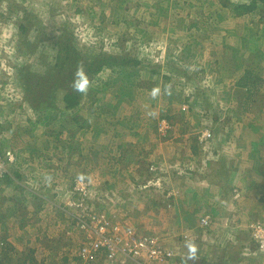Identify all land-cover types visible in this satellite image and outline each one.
Wrapping results in <instances>:
<instances>
[{"label":"rangeland","instance_id":"obj_1","mask_svg":"<svg viewBox=\"0 0 264 264\" xmlns=\"http://www.w3.org/2000/svg\"><path fill=\"white\" fill-rule=\"evenodd\" d=\"M247 3L0 0V153L12 151L17 158L3 183L7 188L0 191L2 264H87L74 260L82 237L76 235L70 218L82 213L83 192L93 205L101 200L107 203L93 209L118 217L122 224H116L124 229L155 237L160 247L173 253L163 263L141 264H175L182 256L181 247L198 264H264V254L250 242L246 229L240 234L246 226L242 222L231 221L228 233L223 232L226 222L223 228L215 224L218 232L211 229L198 239V222L206 215L197 213L204 201L192 204L177 190L182 184L179 175L192 178L187 172L190 163L211 170L221 158L213 149L228 146L235 150L249 138L258 139L264 128L263 118L255 112L241 114L245 90L237 85L250 67L263 80L258 92L264 89V58L253 56L246 42L251 25H239V15L232 13L242 11ZM22 25L28 26L27 33L22 32ZM60 30L74 35L71 43L83 63L118 55L139 64L106 66L90 80L92 98L72 110L49 108L64 93L59 83L53 84L59 79L54 76L56 68L63 65L57 60ZM27 40L35 43L36 54L27 48L20 52V44ZM154 70L172 77L167 87L182 91L181 102L170 104L165 99V80L153 75ZM29 71L31 77L43 73L49 77L40 81L43 93L39 98L24 89ZM75 71L80 79L81 72ZM256 110L264 115V108ZM77 118L86 123L70 122ZM211 131L215 137L209 140ZM196 135L203 146L199 153H192L191 140ZM106 181L112 188L96 197L93 189ZM263 207L257 222H264L260 220ZM214 214L216 222L224 217L218 208ZM236 232L241 237L236 245L224 242L231 241ZM221 235L224 241L220 243ZM189 244L192 248L187 250ZM65 257L68 262L63 261Z\"/></svg>","mask_w":264,"mask_h":264},{"label":"crops","instance_id":"obj_2","mask_svg":"<svg viewBox=\"0 0 264 264\" xmlns=\"http://www.w3.org/2000/svg\"><path fill=\"white\" fill-rule=\"evenodd\" d=\"M247 1L250 3L251 0ZM258 8L264 12V4L262 6L258 4ZM260 10L253 12L243 11V13L240 11L239 14H236L237 12L235 11L232 12L233 16L239 15V25H243L244 23H250L251 25L248 28V37H250L247 43H249L248 50L251 51L253 56L264 54V19L262 18ZM246 13L250 14L246 15ZM251 33L252 35H249ZM245 97L246 93L241 98L243 100L240 99L244 105L249 103L248 100L244 102ZM253 102L251 106V108H254L253 112L256 113L257 117H262L264 120L262 112L256 110L258 108H264V89L261 92L257 91ZM242 113L246 115L244 111ZM247 114L249 115V113ZM252 119L256 120L257 118L252 116ZM241 121L245 122L243 119ZM221 149H217L216 151L213 149V154L221 156V158L218 163L213 164L211 170L199 168L197 164L190 163V166L187 167V172H190L192 178L189 180L182 179L179 175L182 184L178 185L177 190L180 188L183 196L190 198L192 204L203 198L204 205L202 211L205 215L212 214L215 224L221 228H223L221 224L226 222V228L223 229V232L226 233L228 231L227 229H230L232 226L231 221H238L239 223L242 222V224L247 225L250 220L256 221V216L261 211L262 205L264 204V153L258 152L255 154L257 151L252 141H246V144L243 143V146H238L235 150H231L228 146H224ZM193 168L195 171H192ZM199 184L202 186L200 191H198ZM207 207H209V213L207 212ZM217 208L222 210L224 216L222 219L218 217V222H216V217L214 216V211ZM260 220L264 221V217L261 216ZM213 230L217 231V229ZM218 230L221 231V229ZM240 234L242 235L244 232ZM222 237V235L219 237L220 243L224 241L223 239L221 240ZM229 240L228 238L224 242L229 244ZM215 249L218 248L216 247ZM221 249H228V246L227 248H220L218 252ZM184 255L186 254H182L183 257ZM132 262L131 260H127L118 264H130ZM176 262L181 263L180 258ZM176 262L175 264H177Z\"/></svg>","mask_w":264,"mask_h":264},{"label":"trees","instance_id":"obj_3","mask_svg":"<svg viewBox=\"0 0 264 264\" xmlns=\"http://www.w3.org/2000/svg\"><path fill=\"white\" fill-rule=\"evenodd\" d=\"M258 2L264 3V0H251L249 5H243V8H241L242 12L243 11H246V12L259 11L260 9L258 8ZM261 9H262V7H261ZM262 11L260 10L261 15L263 14L262 18L264 19V12H262ZM239 13L237 12V14H239ZM21 30H22V32L27 33L28 32V26L27 25H22L21 26ZM60 31H62V32H60V34L57 36V42H58L57 43L58 44L57 60H59V62H62L63 65L59 66L58 68H56L57 70H55V72H54L55 75L54 76L56 78L59 77V79L56 81V83H53V84L57 85V83H59V86H61L64 89V93H63L62 98L59 101L55 102L53 105H50L49 108H52V109L56 108V109H60V110H72V109H75V108L79 107V105H81V102L84 101L86 98H88V99L92 98L93 94L90 91L93 88L88 87L90 85V80L92 79V76L94 74L103 71L106 66L107 67H111L113 64H119V65H123V66L128 68L129 66H131L133 64L134 65H138L139 64L136 60H134L132 62L133 63L132 64L128 57H126V56H118V55L117 56L113 55V56H108V57H98V58H96V59H94V60H92L90 62L83 63L82 62L83 57L81 58L80 54L74 49L73 45H75V44L71 43L72 39L74 38V35L71 32H69V31H65V30H60ZM249 35H252V33L249 34ZM249 37L246 40V42L249 41ZM25 48H27V50H31L32 53L36 54L37 50L35 49V43L34 42H30L29 40H27L25 42L23 41L20 44V52L23 53L22 50H25ZM232 49L235 50L234 48H232ZM234 56H237V54H235ZM72 57H74V59H72ZM259 57L260 58H264L263 55H260ZM72 61L77 62V64L73 63ZM66 64H68L69 66L66 67L65 66ZM243 64H244V62L242 63V66H243ZM239 67L241 68L240 63H239ZM246 68H247V70L245 71L244 75L242 77H240V79L238 80V84L237 85L240 86L241 88H244V90H245L246 97H245L244 102H246L247 100L249 101V103L243 105L244 108L242 109V111H245V112L248 111V112L251 113V111H253V109H254V108H251L252 103H254L253 102L254 101V97H255V95H256V93L258 91V88L262 85L263 80L260 79V78L257 79V76L254 75V72L252 71V69L250 67H246ZM76 69L81 72L79 74L80 75V79H78V77L76 76V74H78V71H75ZM28 70H30V69H28ZM30 73H31L30 71L27 73L28 78H30V80L25 79V81H24L25 88L24 89H25L26 93H30V94L33 93L34 96L39 98L40 93H43L41 91V88H40L41 87L40 86V81L44 83L45 81H47V79H49V77L45 76V75H47L46 73L38 74V75L36 74L33 77H31L32 73L31 74ZM152 74L153 75H159V77L161 76V77L164 78L165 84H164L163 87H164L165 99L168 100V102L170 104H173V103H176V102L177 103L181 102V100H182L181 99L182 98V91L178 92V91H175L174 89H171L172 91H170L168 89V87H167V82H172V77L171 76L162 75L161 72L157 71V70H154L152 72ZM87 81H88V83H85ZM48 82H50V81H48ZM32 83H34L36 85L32 86ZM50 83H52V82H50ZM151 84H153V83H149V85H151ZM154 84H153V86L155 87ZM154 87H149V90L150 91H154V89H153ZM187 98L189 99V97H187ZM40 100H41V98H40ZM241 100H243V99H241ZM241 103L244 104L242 101H241ZM190 107H191L190 108L191 110L195 111L196 108H193V105H190ZM163 118L166 119V120H171L172 119V117H170L169 115H164ZM226 118H227V121L225 123L228 124V119L229 118L228 117H226ZM79 119L80 118H77V119L71 120L70 122H74V123H78L79 122V124H82V122L84 124L86 123L82 119L79 121ZM219 119H220L219 117L216 118L217 121H219ZM214 121H215V119H214ZM225 123H223L222 125H225ZM199 124H201V121L199 122ZM192 125H194V124H192ZM196 125H198V123ZM78 128H83V126L80 125V127H78ZM263 130H264V128H261V130L259 131L260 132L259 133L260 136H258V139L253 140V139L249 138L247 140V141H250V142L252 141V143H253L254 147L256 148V151H257L255 154H257L258 152L264 153V131ZM217 133H218V131H217ZM214 134H215V132L211 131V133H209L208 139L211 140L213 137H215ZM191 141H192L191 144H193V146H191L192 151L195 152V153H198L201 150L202 146H203V143L202 144L200 143L201 142L200 141V135H196L195 137H193V140H191ZM244 144H246V141L244 142ZM239 146H241V145H239ZM72 151H74V150H72ZM79 156L81 157V154ZM16 174L19 175L18 173H16ZM18 177H21V176L19 175ZM90 188L92 189L93 187H89V189ZM111 188H112V185H110L109 181H106L103 186L99 187V189H95L94 188L93 191H94V194L96 193L95 194L96 197L100 198V197H102L101 191H107V190H109ZM96 197H95V201H99L100 199H97ZM174 197L175 196H172L171 198L174 199ZM201 199H203V198H201ZM174 200H176V199H174ZM103 202L104 201L101 200V201L97 202L95 205L91 204L90 202H87L90 206H92V208L89 207L87 209L88 212H90L91 214L98 213L99 215H104V216L107 217L108 221L111 222V223H116V222L120 223V222H122L121 219H119L118 217H111L110 215H108V214L105 215V213H103L101 211H98L97 209H93L94 208L93 206H95V208H97V207H99V208L100 207H106L105 204H107V203H103ZM183 202H186V201L184 200ZM182 206L184 208V206H186L185 203L182 204ZM67 208L69 210H72L69 207H67ZM201 211L198 212L197 215L199 213H202ZM13 215H16V214H13ZM70 218L72 220V225L74 226V231H75L76 235H78L79 237H82L83 235L79 231L78 218L76 216H74L73 214H71ZM211 222L212 223L209 226H206V227H202L201 226V224H202L201 221L198 222L199 223V230L197 231V233L199 232L197 234L198 235V239L200 238V236H205V234L208 235L212 231L211 229H213V227L215 225V220L213 219V217L211 218ZM120 224H122V223H120ZM244 229H246V232H247V234L249 236V232H248L249 230H247V228L244 227L242 229V232H244ZM227 230H229V229H227ZM226 233H228V231ZM232 236L233 237H232V239L230 241V244H235L236 245L237 242H238L237 239H239V240L241 239L240 234H239V232H236V233H233ZM55 240L59 241V242L62 241L61 239H57V238ZM180 240H182V239L180 238ZM185 241H187V240H185ZM84 242H85L84 239H82L81 240V244L82 243L84 244ZM5 244L8 245L6 242H4V245ZM190 245L191 244L187 245V247H186L187 250L192 248V247H189ZM77 248H75V250ZM181 248H180L179 252H183V250ZM225 248H227V247H225ZM31 252H32V254H34L35 249L31 250ZM70 252H72V251H70ZM182 254H184V252ZM101 257H97L95 260H90L87 264H101V262H102L101 259H103V257L102 258ZM186 257L187 258H183V256L179 257L180 260H181V264H198V261L194 262L192 259L188 258V256H186ZM68 258L69 257H65L63 259V261L68 262ZM261 258L264 260V257H261ZM74 260L81 261V258L80 257H75ZM29 261L33 262L34 259L31 258V260H29ZM0 264H2V263L0 262Z\"/></svg>","mask_w":264,"mask_h":264},{"label":"built area","instance_id":"obj_4","mask_svg":"<svg viewBox=\"0 0 264 264\" xmlns=\"http://www.w3.org/2000/svg\"><path fill=\"white\" fill-rule=\"evenodd\" d=\"M17 163L15 153L8 151L0 154V190L6 177L10 176V166ZM80 205L82 213L78 218L79 231L82 233V243L77 252V257L83 263L95 260L97 257H105L109 261L117 259L163 263L173 256L171 251H166L159 246L158 240L149 234L139 235L135 229H124L120 224L111 223L104 215L91 214L87 203V195L83 192ZM76 207V206H75ZM201 226H209L211 217L206 216L201 221ZM249 230L250 242L257 251L264 254V223L251 222L246 227ZM101 257V258H102ZM141 264V263H139Z\"/></svg>","mask_w":264,"mask_h":264},{"label":"clouds","instance_id":"obj_5","mask_svg":"<svg viewBox=\"0 0 264 264\" xmlns=\"http://www.w3.org/2000/svg\"><path fill=\"white\" fill-rule=\"evenodd\" d=\"M250 2H251V1H250ZM249 4H250V3H249ZM249 4L247 3V5H249ZM15 165H16V164H15ZM15 165L10 166L9 172H12L11 169H12ZM3 183H4V182H3ZM2 186H3V187H2L1 190H4V189L7 188V187L4 186V184H2ZM1 190H0V191H1ZM88 197H89V195H88ZM237 198H238V197H237ZM237 198H236V199H237ZM206 216H210V215H206ZM206 216H205V217H206ZM210 217L212 218V216H210ZM202 218H203V217H202ZM253 221H254V220H250V221L248 222L247 225H249V224H250L251 222H253ZM254 222H257V221H254ZM263 223H264V222H263ZM247 225H246L245 227H247ZM247 230H248V229H247ZM248 232H249V231H248ZM103 258H105V257H103ZM131 261H132V260H131ZM81 262H82V261H81ZM82 263H83V262H82ZM118 263H119V261H118Z\"/></svg>","mask_w":264,"mask_h":264}]
</instances>
